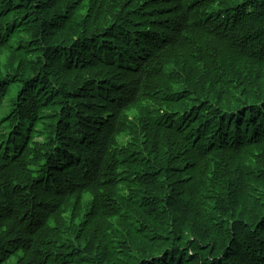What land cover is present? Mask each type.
<instances>
[{
	"label": "trees",
	"instance_id": "1",
	"mask_svg": "<svg viewBox=\"0 0 264 264\" xmlns=\"http://www.w3.org/2000/svg\"><path fill=\"white\" fill-rule=\"evenodd\" d=\"M147 1L0 0V264H264V0Z\"/></svg>",
	"mask_w": 264,
	"mask_h": 264
},
{
	"label": "rangeland",
	"instance_id": "2",
	"mask_svg": "<svg viewBox=\"0 0 264 264\" xmlns=\"http://www.w3.org/2000/svg\"><path fill=\"white\" fill-rule=\"evenodd\" d=\"M151 0H148L147 2H149ZM44 15L46 16V11H43ZM42 14V13H41ZM25 31L22 30L20 31L19 36H23L25 33ZM179 34V33H178ZM177 34V35H178ZM38 35V34H37ZM40 36H44L46 35V32H43L41 34H39ZM173 37H175L174 41H178L176 40V35H174ZM62 39H66L68 40L69 38H62ZM71 44V43H70ZM180 45H178L177 47H179ZM34 49H29L30 53L31 51H33ZM177 50V48L175 49V51ZM59 54L61 53L60 51L58 52ZM33 56L35 57H31V59L28 60L29 63H34L37 64L39 58L42 56V53H40L39 51L37 53H33ZM60 57V55H59ZM2 59H0V63L1 66H4L7 61V59H11L10 55L7 52H3V57H1ZM87 60V59H86ZM194 60L192 57L190 58V61ZM21 63V62H20ZM11 64V63H10ZM9 64V65H10ZM8 65V66H9ZM170 65L172 67V69H176L178 71L183 70H187L188 68L186 67L185 64H183L181 61H179L176 57H173L172 60L170 61ZM90 65H87L85 67H82V69H87ZM101 68L98 69V71L96 73H92V70H89L86 74H85V80L93 83V82H103V83H108L110 80L113 79L114 74L111 71H107L104 70L102 72H100ZM99 79V80H98ZM76 78H72L71 80V84L74 83V86H76ZM138 83L134 82L132 80V77H129L127 82L131 85H136V86H126V92H133L132 90H134V92L140 94L139 96H136L133 98V101L128 105V108L123 112V115L125 116H129L130 118H132L133 116H140V115H145V114H149L152 112H156L159 110H164V105L165 102L167 100V97L169 95V89L165 92V93H160L161 91H159L158 89H162L157 82H149L144 78H140L138 79ZM98 85V84H97ZM113 87V86H112ZM119 87L117 86V91H119ZM114 88V87H113ZM105 94V98L108 99H112L114 94L111 93L110 89L108 88H104L103 89ZM82 105V104H81ZM89 189L85 188L83 191H81L78 195L76 200L74 201L75 207H80L82 213V216L84 218H89L88 215L89 214H94V220L95 221H109L108 219L105 218H98L95 216V208L94 205H90L89 200L93 199L91 197V195L89 194ZM85 202L86 206L83 205V203ZM70 204V203H69ZM69 206V205H68ZM67 206V208H68ZM69 209V208H68ZM171 216V215H170ZM169 216V219H170ZM90 220V218H89ZM123 221V218L120 219H111L110 222L113 224V226L110 229H113L117 232V230L119 229L121 223ZM114 225H116V228L114 227ZM64 230H62V233L66 231L65 226L63 227ZM62 236V235H61ZM62 239H64V237H62ZM62 239H61V243L59 245V251L56 253V257L54 259L53 264H73V263H67L69 260L72 259V257L74 256L73 254L75 253L74 250L70 251V246L64 245L62 243ZM4 248V247H3ZM133 248V256L134 258H136L138 255V249L136 247H131ZM5 250V249H4ZM119 253L117 254H113L110 256V260H114L115 258L118 256ZM79 256V255H77ZM95 262L94 264H106L105 262H102V259L100 257H98L97 255H94V259ZM45 264H52L50 260H46Z\"/></svg>",
	"mask_w": 264,
	"mask_h": 264
}]
</instances>
